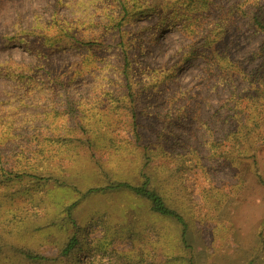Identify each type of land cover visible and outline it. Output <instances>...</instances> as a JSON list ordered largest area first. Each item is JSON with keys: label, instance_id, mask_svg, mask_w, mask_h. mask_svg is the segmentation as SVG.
Returning <instances> with one entry per match:
<instances>
[{"label": "rangeland", "instance_id": "rangeland-1", "mask_svg": "<svg viewBox=\"0 0 264 264\" xmlns=\"http://www.w3.org/2000/svg\"><path fill=\"white\" fill-rule=\"evenodd\" d=\"M165 1L179 15L191 0ZM212 2L204 15L172 18L176 23L153 41L166 26L156 15L114 25L110 0H0V69L10 70H0L3 161L17 170L36 164L49 178L35 188L27 178L29 193L4 204L14 211L6 218L29 223L14 240L27 238L55 257L68 236L83 232L84 264H264V120L263 140L258 129L251 145L258 163L221 164L213 144L226 139L233 91L243 82L220 77L219 66L201 55L190 60L193 48L204 50L226 30L233 60L251 68L263 35L248 16L264 0ZM66 24L96 41L93 49L63 40L50 49ZM31 42L44 44L47 57L30 52ZM20 67L35 73H13ZM158 146L163 152L151 165L163 166L165 193L184 206L189 248L179 225L154 214L148 200L129 191L90 193L140 183L144 153ZM177 166L173 179L167 169Z\"/></svg>", "mask_w": 264, "mask_h": 264}, {"label": "trees", "instance_id": "trees-1", "mask_svg": "<svg viewBox=\"0 0 264 264\" xmlns=\"http://www.w3.org/2000/svg\"><path fill=\"white\" fill-rule=\"evenodd\" d=\"M212 4V0H191L187 13L204 15L205 12L211 11ZM107 13L110 21H112L114 25L118 23L121 24L127 19H133L138 16H146L149 14L156 15L159 21L166 26L158 28L153 36V41H158V39L164 35L168 27L173 22V25L176 23V20L173 21L172 18H179L177 21L180 22V20L186 18L187 15L184 11L182 14H175L173 8H171V4L165 0H153L152 3L149 1L143 2L142 0H110L109 12ZM176 13H179V11ZM248 17L249 24L256 32L263 35L259 48L252 55L251 62L253 66L251 68H247L242 62H239L240 60H233L231 48L226 41L228 34L226 30H224L220 36H217L216 40L212 42L213 44H207L204 50L193 48V57L190 58L191 60L201 55V57L219 66L218 71H220V77L234 81L236 80L235 76H238L243 82V87L240 91H238V86L236 90L233 91V105L231 106V113L229 114V122L231 124L226 139L221 143L216 142L213 144V150L219 155L221 164L226 166H234L238 160L243 158H253L254 163L257 164V155L251 150V145L259 132L260 140H263L261 136L262 129L260 128L264 120V4L260 3L257 9H255L252 14H249ZM79 29H81L80 26ZM79 33V31L77 32L74 28H70L69 25L66 24L62 26L61 32H59L61 38L59 35L54 36L56 39L51 38V41H56L51 46L48 45V47L50 49L59 50L56 46L63 40L67 45L76 48L87 47L89 50H92L94 42L96 43V41L80 39ZM43 36L44 38L46 37L42 34L41 37L43 38ZM62 37L66 38V40L62 39ZM28 50L34 54H36L37 51L39 54L44 53V57H47L46 46L44 47V44L42 48H40V46L34 45V43L31 42L28 44ZM126 64L124 73L126 74V78L131 82V75L135 69L132 67L129 58ZM0 70L4 72L7 71L8 68H1ZM26 71L35 73L34 69L21 67L18 68L17 72L13 73L22 75L25 74ZM104 107L105 104L101 107H96V109H102ZM100 118L101 116L99 120ZM113 140L115 139H110L111 142H113ZM161 152H163V147L158 146L151 154L149 152L144 153L140 168L142 176V181L140 183L132 184L129 182H118L100 188V190H90V193L94 191H129L140 198L148 200L154 214L179 225L182 236L181 243L184 248H189L190 245L187 239L189 231L188 221L182 213L184 206L179 198L169 200L168 194L165 193L164 189L167 184L161 176L163 166L161 164L155 166L151 165L155 158L161 156ZM37 168L36 164H29V166L22 168V170L7 166L3 161L0 148V190L4 191L3 199L0 200V213L5 215L3 219L0 218V264H84L79 255L89 244L86 240H83V232H77L68 236L60 248L59 254L55 257H48L40 254L31 244L27 243V238L20 241L14 240V234H22V230H26L29 223H26L25 220L16 221L13 218L14 216L12 218H6L7 214L14 215V211L10 209L5 210L4 204L9 200H14L20 193H29L31 189L26 188L24 185L27 178L32 179V187L34 188L36 187V182L49 183V178H43L44 175L39 174ZM167 171L171 172L172 178L175 179L176 177L178 178L181 168L177 166L170 170L167 169ZM174 191H177V188L174 189ZM30 196L33 198L31 201L35 203L34 195ZM12 220H15L12 222L14 223L13 226L7 227L6 225L8 222L10 223ZM41 229L42 228L37 227L29 234L34 235L35 232ZM127 231H129V228Z\"/></svg>", "mask_w": 264, "mask_h": 264}]
</instances>
